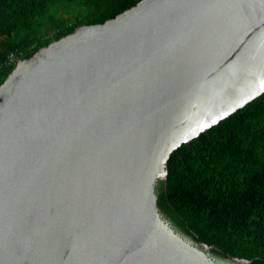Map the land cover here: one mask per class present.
<instances>
[{"label": "water", "instance_id": "water-1", "mask_svg": "<svg viewBox=\"0 0 264 264\" xmlns=\"http://www.w3.org/2000/svg\"><path fill=\"white\" fill-rule=\"evenodd\" d=\"M24 60L0 85V264H250L176 231L156 184L264 93V0H141Z\"/></svg>", "mask_w": 264, "mask_h": 264}, {"label": "trees", "instance_id": "trees-1", "mask_svg": "<svg viewBox=\"0 0 264 264\" xmlns=\"http://www.w3.org/2000/svg\"><path fill=\"white\" fill-rule=\"evenodd\" d=\"M140 1L0 0V85L18 65L12 53L27 59ZM156 194L162 216L212 256L264 264V93L172 152Z\"/></svg>", "mask_w": 264, "mask_h": 264}, {"label": "built area", "instance_id": "built-area-1", "mask_svg": "<svg viewBox=\"0 0 264 264\" xmlns=\"http://www.w3.org/2000/svg\"><path fill=\"white\" fill-rule=\"evenodd\" d=\"M8 59H10V60H14V61H16L17 59H16V56H15V54L14 53H12L10 56H9V58Z\"/></svg>", "mask_w": 264, "mask_h": 264}, {"label": "rangeland", "instance_id": "rangeland-1", "mask_svg": "<svg viewBox=\"0 0 264 264\" xmlns=\"http://www.w3.org/2000/svg\"><path fill=\"white\" fill-rule=\"evenodd\" d=\"M17 62H18L19 65H21V64H23L25 62V60H21L20 58H17Z\"/></svg>", "mask_w": 264, "mask_h": 264}, {"label": "bare ground", "instance_id": "bare-ground-1", "mask_svg": "<svg viewBox=\"0 0 264 264\" xmlns=\"http://www.w3.org/2000/svg\"><path fill=\"white\" fill-rule=\"evenodd\" d=\"M193 240V239H192ZM194 241V240H193ZM198 241V240H197ZM197 241H194L195 243L197 242Z\"/></svg>", "mask_w": 264, "mask_h": 264}]
</instances>
